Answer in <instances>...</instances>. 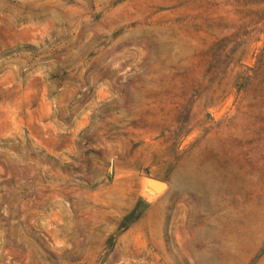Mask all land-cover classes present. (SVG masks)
Returning a JSON list of instances; mask_svg holds the SVG:
<instances>
[{
  "label": "rangeland",
  "instance_id": "obj_1",
  "mask_svg": "<svg viewBox=\"0 0 264 264\" xmlns=\"http://www.w3.org/2000/svg\"><path fill=\"white\" fill-rule=\"evenodd\" d=\"M0 264H264V0H0Z\"/></svg>",
  "mask_w": 264,
  "mask_h": 264
},
{
  "label": "water",
  "instance_id": "obj_2",
  "mask_svg": "<svg viewBox=\"0 0 264 264\" xmlns=\"http://www.w3.org/2000/svg\"><path fill=\"white\" fill-rule=\"evenodd\" d=\"M160 184H163V185H160V186H164V183H160Z\"/></svg>",
  "mask_w": 264,
  "mask_h": 264
},
{
  "label": "bare ground",
  "instance_id": "obj_3",
  "mask_svg": "<svg viewBox=\"0 0 264 264\" xmlns=\"http://www.w3.org/2000/svg\"><path fill=\"white\" fill-rule=\"evenodd\" d=\"M159 185H161V184H159Z\"/></svg>",
  "mask_w": 264,
  "mask_h": 264
}]
</instances>
